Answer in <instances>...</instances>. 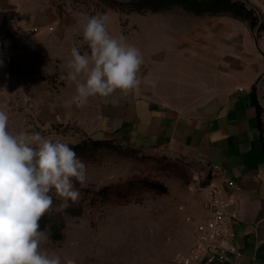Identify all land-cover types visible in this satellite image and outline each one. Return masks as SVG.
<instances>
[{"label":"crops","instance_id":"0c3cea01","mask_svg":"<svg viewBox=\"0 0 264 264\" xmlns=\"http://www.w3.org/2000/svg\"><path fill=\"white\" fill-rule=\"evenodd\" d=\"M241 1L264 19V0ZM112 12L106 13L110 34L143 55L141 83L126 97L85 101L60 76L73 46L90 51L82 43L90 16L64 11L58 0H0V111L9 115L8 130L38 131L67 143L113 139L201 163L210 171L209 185L242 187L232 224L242 253L237 264H264V81L258 84L264 42L249 23L231 16L201 17L196 27L189 15L176 22L181 30L157 34L152 42L124 31L120 18L113 23ZM203 205L187 218L206 220ZM191 225L190 242L167 264L191 248Z\"/></svg>","mask_w":264,"mask_h":264},{"label":"rangeland","instance_id":"374dc122","mask_svg":"<svg viewBox=\"0 0 264 264\" xmlns=\"http://www.w3.org/2000/svg\"><path fill=\"white\" fill-rule=\"evenodd\" d=\"M58 1L62 10L79 11L84 16L111 11L102 0ZM188 15L192 16L178 7L161 13L115 11L110 17L113 23L120 18L124 31L136 36L140 32L143 37L146 34L153 42L162 32H178L176 22ZM202 22L196 17V27ZM77 156L86 165V180L83 184L74 182L80 196L69 204L81 207L82 216L59 210L60 200L54 197L52 211L65 221V238L59 243L49 239L42 246L60 255L62 264H167L179 245L190 242L192 225L186 219L202 211L204 188L210 179L206 166L185 158L146 153L119 141L109 149H92ZM132 179L161 181L169 192L160 195L138 188L130 202L117 198L114 192L108 197L99 194L107 186L124 185Z\"/></svg>","mask_w":264,"mask_h":264},{"label":"clouds","instance_id":"9594fccd","mask_svg":"<svg viewBox=\"0 0 264 264\" xmlns=\"http://www.w3.org/2000/svg\"><path fill=\"white\" fill-rule=\"evenodd\" d=\"M108 23L106 14L86 18L82 43L90 51L73 46L60 76L85 101L126 97L141 83L140 49L111 35ZM8 124L9 115L0 111V264H62L60 255L42 247L51 225L42 228L40 221L53 210L54 197L61 211L79 199L74 182H85L86 165L69 143L38 131L13 133Z\"/></svg>","mask_w":264,"mask_h":264},{"label":"trees","instance_id":"16d2710c","mask_svg":"<svg viewBox=\"0 0 264 264\" xmlns=\"http://www.w3.org/2000/svg\"><path fill=\"white\" fill-rule=\"evenodd\" d=\"M105 6L113 11L126 13H140L147 12L161 13L171 11L174 8L181 7L185 9L190 15L194 17L206 16H231L242 22L249 23L251 27L256 26L258 18L255 11L249 9L245 3L236 0H102ZM117 140H100L86 137L79 143H69L77 155H87L89 151H98L101 149H109L115 145ZM142 189L143 191H151L160 195L169 192L168 186L157 180L148 179H132L124 185L107 186L103 188L99 194L110 196L114 192L115 196L125 202H130L135 196L133 190ZM68 214L80 217L83 209L81 207L69 206L63 210ZM41 227L44 225H51L50 240L56 243L62 242L65 238V221L60 213L51 211L44 216L40 221Z\"/></svg>","mask_w":264,"mask_h":264},{"label":"built area","instance_id":"2783aa9c","mask_svg":"<svg viewBox=\"0 0 264 264\" xmlns=\"http://www.w3.org/2000/svg\"><path fill=\"white\" fill-rule=\"evenodd\" d=\"M256 26L252 33L257 40L264 42V19L258 13ZM37 31V29H35ZM264 79H260L259 85ZM242 187L225 182L223 186L209 185L204 188L206 200L204 209L208 217L195 221L188 217L187 222L195 226L194 240L186 254H178L170 264H210L229 261L237 264L242 253L234 244L236 233L233 229V210L238 204ZM181 209H183L181 207Z\"/></svg>","mask_w":264,"mask_h":264}]
</instances>
